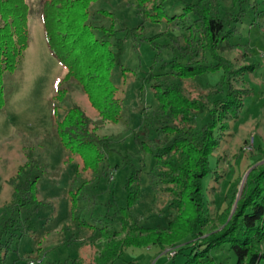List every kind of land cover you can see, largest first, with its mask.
<instances>
[{
	"label": "rangeland",
	"instance_id": "rangeland-1",
	"mask_svg": "<svg viewBox=\"0 0 264 264\" xmlns=\"http://www.w3.org/2000/svg\"><path fill=\"white\" fill-rule=\"evenodd\" d=\"M41 1L26 0L31 8L27 25L28 45L15 71L5 73L3 77L0 231L13 216L15 205L12 187L7 182L16 176L28 157L39 165L33 169L32 177L37 178L38 200L48 206L38 212L22 211L14 216L19 220L31 216L35 231L31 236L13 241L5 264L64 261L95 264L101 245L105 243L101 233L117 234L120 231L116 217L120 216L118 210L127 205L124 188L133 172L140 178L139 197L130 209L128 224L133 226L134 222L139 227L158 231L167 229L168 222L177 215L170 206L173 196L169 188L172 186L159 179L152 191L147 174L156 169L155 162L152 155L141 150L142 143L155 149L164 142V137L154 130L156 123L151 128L143 127L144 119L156 105L152 91L154 82L144 84L147 75H158L169 84L179 85L191 99L199 100L206 107L225 97L226 82H231V89L250 91L238 119H226L224 131L216 132V145L209 157L210 172L202 180L205 216L201 230L208 235L219 233L227 224L225 222L234 216L246 192L249 174L264 169V0H236L235 6L232 0L212 2L221 20L234 18L239 11L242 13L240 22L231 24L236 28L235 33L220 45L217 53L231 66L228 80L222 71L178 80L169 74V68L164 67L173 58L181 64H214L208 52L186 41L188 32L184 27L193 23V16L179 24L164 21L152 24L140 14L133 0H98L91 4L88 23L94 28L112 26L118 31L116 37L123 42L120 64L127 71L115 68L111 74L122 105L118 122L104 124L95 130L96 135L108 141L102 167L107 175L86 186L78 197L77 206L82 219L89 225L86 228H78L70 220L67 191L75 175L77 159L67 161L69 155L58 142L55 126L73 106L92 121L96 120V115L80 86L72 80L63 81L64 68L46 46L39 16ZM195 1L185 0L187 3ZM164 11L171 17L181 14L182 7L177 0H166ZM132 30L136 31L125 34V31ZM101 36V33L97 34V37ZM137 36L153 41L143 42ZM109 41L112 43L113 39ZM187 45L191 47L183 58L181 54ZM251 65L253 70L243 76L232 74ZM61 93L64 94L60 99ZM206 121L204 111L198 115V127ZM83 177L91 180L89 175ZM189 240L166 249L129 248L113 264H184L187 260L185 254L178 255L177 251L198 242L192 240L190 243ZM66 241L69 245H65ZM205 261L208 264H235L236 258L229 246L223 245L213 249L202 262Z\"/></svg>",
	"mask_w": 264,
	"mask_h": 264
},
{
	"label": "trees",
	"instance_id": "trees-1",
	"mask_svg": "<svg viewBox=\"0 0 264 264\" xmlns=\"http://www.w3.org/2000/svg\"><path fill=\"white\" fill-rule=\"evenodd\" d=\"M97 1L42 0L39 13L46 46L52 57L64 68L63 81L72 80L80 86L96 115V120L92 121L78 107L73 106L55 126L58 142L69 155L67 161L77 159L67 199L70 220L78 228L89 227L77 206L79 195L86 186L107 175L102 167L108 141L96 135L95 130L104 124L117 123L122 113L121 100L111 81V74L113 69L122 67L120 58L123 42L116 37L118 31H114L112 26L108 29L94 28L88 23L90 6ZM177 1L182 7V13L169 17L164 11L166 0H133L140 14L152 24L162 21L179 24L193 16V23L184 27L188 32L186 41L208 52L214 64H181L177 58H173L164 67L169 68V74L178 80L220 71L228 80L231 66L217 53L220 45L235 33L236 28L231 24L240 22L242 13L239 11L234 18L224 21L218 17L216 6L212 5L214 0H196L194 3ZM232 2L235 6L236 0ZM30 13L31 8L26 0H0V109L5 104L3 77L5 73L15 71L28 45ZM133 31L136 30L125 31V34ZM100 33L102 36L97 37ZM136 38L143 42L153 41L140 36ZM109 39H113V42ZM190 47L187 45L181 57L188 55L186 51ZM251 70L252 65L242 67L232 74L243 76ZM151 82H154L152 91L156 105L155 110L144 119L143 127L151 128L156 123L157 128L154 126V130L164 137V142L155 149L142 143L141 150L152 155L155 162L156 169L147 174L150 188L153 191L154 183L159 179L165 185L172 186L169 188L173 196L170 206L177 215L168 222L165 230L139 227L134 222L130 226V209L138 200L140 186L139 174L133 172L124 188L127 205L118 210L120 216L116 217L120 231L117 234L101 233L105 243L101 245L94 263L113 264L129 248L166 249L190 239V243L192 240L198 242L177 251L178 255L185 254L187 260L184 264H208L202 261L213 249L223 245L229 246L236 258L235 264H264V245L261 246L264 242V169L249 174L246 192L234 216L225 222L227 224L219 233L208 235L201 230L205 216L202 180L210 172L209 157L216 145V132L224 131L226 119H238L244 99L250 91L231 89V82H226L225 97L206 107L199 100L191 99L179 85L169 84L158 75L145 77L144 84ZM204 111L207 121L198 127V115ZM38 166L34 159L28 157L24 165L19 167L16 176L7 182L12 187L15 205L12 208L13 216L3 224L0 231V264H5L13 241L31 236L35 231L31 216L22 220L14 216L22 211L38 212L48 206L37 197V178L32 177V171ZM84 175H89L91 180L84 178ZM65 245H69L68 241ZM52 264L78 263L64 261Z\"/></svg>",
	"mask_w": 264,
	"mask_h": 264
},
{
	"label": "built area",
	"instance_id": "built-area-1",
	"mask_svg": "<svg viewBox=\"0 0 264 264\" xmlns=\"http://www.w3.org/2000/svg\"><path fill=\"white\" fill-rule=\"evenodd\" d=\"M263 63H264V61H263ZM171 256L173 255V254H170Z\"/></svg>",
	"mask_w": 264,
	"mask_h": 264
}]
</instances>
